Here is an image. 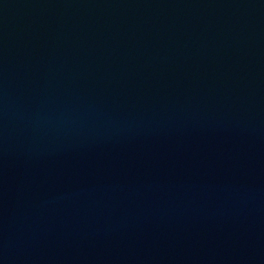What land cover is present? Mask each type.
<instances>
[{
    "label": "water",
    "instance_id": "95a60500",
    "mask_svg": "<svg viewBox=\"0 0 264 264\" xmlns=\"http://www.w3.org/2000/svg\"><path fill=\"white\" fill-rule=\"evenodd\" d=\"M0 264H264V0H0Z\"/></svg>",
    "mask_w": 264,
    "mask_h": 264
}]
</instances>
